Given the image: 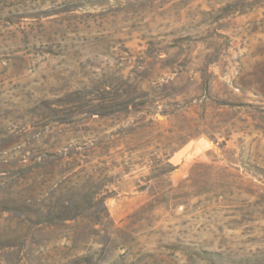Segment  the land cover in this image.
Here are the masks:
<instances>
[{"label":"rangeland","instance_id":"obj_1","mask_svg":"<svg viewBox=\"0 0 264 264\" xmlns=\"http://www.w3.org/2000/svg\"><path fill=\"white\" fill-rule=\"evenodd\" d=\"M0 264H264V0H0Z\"/></svg>","mask_w":264,"mask_h":264}]
</instances>
